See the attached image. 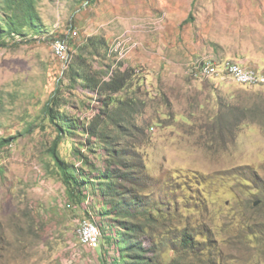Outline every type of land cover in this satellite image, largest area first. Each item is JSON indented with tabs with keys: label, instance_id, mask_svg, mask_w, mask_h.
Wrapping results in <instances>:
<instances>
[{
	"label": "rangeland",
	"instance_id": "374dc122",
	"mask_svg": "<svg viewBox=\"0 0 264 264\" xmlns=\"http://www.w3.org/2000/svg\"><path fill=\"white\" fill-rule=\"evenodd\" d=\"M37 4L46 31L8 37L0 47V137L14 136L0 149V264H100L118 256L103 238L83 233L95 227L100 235L85 220H100L98 190L88 186L75 205L51 157L60 131L42 108L56 90L61 111L78 125L93 119L103 99L112 100L94 150L79 128L59 138L61 157L79 171L88 168L84 157L105 169L125 154L157 177L176 170L198 176L179 197L184 219L176 233L155 226L175 209L172 202L153 212L156 232L145 245L156 244L155 264H264V84L192 75L209 58L264 73V0ZM61 38L63 54L52 44ZM78 53L104 79L120 68L132 77L116 94L90 91L80 80L72 85L65 70ZM186 227L189 244L182 243Z\"/></svg>",
	"mask_w": 264,
	"mask_h": 264
},
{
	"label": "trees",
	"instance_id": "16d2710c",
	"mask_svg": "<svg viewBox=\"0 0 264 264\" xmlns=\"http://www.w3.org/2000/svg\"><path fill=\"white\" fill-rule=\"evenodd\" d=\"M38 1L0 0V47H6L9 44L8 37L18 35L23 40L30 35L29 30L37 34L46 31V25L37 6ZM1 9L5 10V19L1 17ZM132 72L130 68L116 69L108 79H104L99 73L89 68L86 57L78 53L67 66L65 77L72 85L76 80H80L82 86L90 91L116 94L126 87L132 77ZM63 102L62 93L56 90L42 108L43 117L59 126L60 131L58 138L50 147V154L65 184L68 198L75 205H81L82 200L86 198L85 190L90 185L93 186L94 192L98 190L96 195L103 198L102 207L94 209L100 220H94L90 216L85 217V220L99 227V237L103 238L110 247L117 249L118 256L108 255V257L101 258L100 264H155L156 244L145 245L148 243L145 241L146 238L156 232L155 228H151L157 221L153 212L159 211L163 205L172 202L175 209H169L164 213L155 226L161 223L162 228L160 229L163 232L176 233L175 224L184 219L182 213L178 211L179 197L184 198L182 193L184 187L188 188L191 182L198 183V176L190 179L187 172L181 174L179 170H176V174L155 177L148 172L141 160L136 165L128 163L125 154L120 161H109L105 169L99 166V160L90 162L84 157L82 162L88 168L79 171L75 164L61 157L58 151L59 138L64 132L79 128L87 134V140L93 149L92 142L101 136V126L110 110L112 100L111 97L109 100L103 99V107L91 121L82 123V126L61 111ZM28 129L30 130V127ZM13 138L14 136L0 137V149L10 144ZM113 151L117 153L116 149ZM114 152H111L112 156L118 155ZM133 156L138 159L140 157L136 152ZM97 179L98 183H96ZM86 214L89 213L86 212ZM81 225L82 223L79 227ZM146 226L150 229L145 230ZM185 229L182 243L189 244L191 236L187 227ZM148 253L153 256H147Z\"/></svg>",
	"mask_w": 264,
	"mask_h": 264
},
{
	"label": "bare ground",
	"instance_id": "6f19581e",
	"mask_svg": "<svg viewBox=\"0 0 264 264\" xmlns=\"http://www.w3.org/2000/svg\"><path fill=\"white\" fill-rule=\"evenodd\" d=\"M61 39H56L52 42V44L58 49L62 48L61 43L59 42ZM58 52L63 54L61 50H58ZM204 62L205 64L203 68L192 69V75L201 81H203L204 78L205 80H220V82H222L221 80L231 79L240 85L250 87L264 84V73L256 67H244L231 60L215 61L213 58L205 59Z\"/></svg>",
	"mask_w": 264,
	"mask_h": 264
},
{
	"label": "built area",
	"instance_id": "2783aa9c",
	"mask_svg": "<svg viewBox=\"0 0 264 264\" xmlns=\"http://www.w3.org/2000/svg\"><path fill=\"white\" fill-rule=\"evenodd\" d=\"M65 39H61L59 42L62 46V53H65ZM83 233L89 234L91 237H95L97 239V229L94 227L93 230H84Z\"/></svg>",
	"mask_w": 264,
	"mask_h": 264
},
{
	"label": "clouds",
	"instance_id": "9594fccd",
	"mask_svg": "<svg viewBox=\"0 0 264 264\" xmlns=\"http://www.w3.org/2000/svg\"><path fill=\"white\" fill-rule=\"evenodd\" d=\"M148 172L151 174V175H153V176H155V177H157L156 175H154V174H152L149 170H148ZM161 177V176H160ZM99 228V227H98ZM101 242V238L99 237V243ZM111 248V247H110ZM112 251H114V247H112V249H111ZM109 252V251H108ZM110 256H113L112 254H109ZM115 256V255H114Z\"/></svg>",
	"mask_w": 264,
	"mask_h": 264
},
{
	"label": "crops",
	"instance_id": "0c3cea01",
	"mask_svg": "<svg viewBox=\"0 0 264 264\" xmlns=\"http://www.w3.org/2000/svg\"><path fill=\"white\" fill-rule=\"evenodd\" d=\"M95 209V208H94ZM92 212H93V210H92Z\"/></svg>",
	"mask_w": 264,
	"mask_h": 264
}]
</instances>
